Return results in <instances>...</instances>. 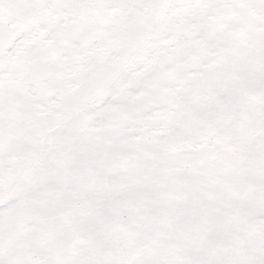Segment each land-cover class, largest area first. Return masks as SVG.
Instances as JSON below:
<instances>
[{"label": "snow or ice", "instance_id": "1", "mask_svg": "<svg viewBox=\"0 0 264 264\" xmlns=\"http://www.w3.org/2000/svg\"><path fill=\"white\" fill-rule=\"evenodd\" d=\"M0 264H264V0H0Z\"/></svg>", "mask_w": 264, "mask_h": 264}]
</instances>
